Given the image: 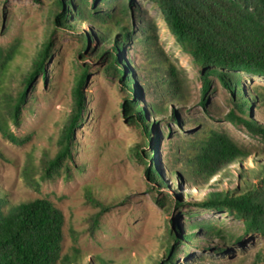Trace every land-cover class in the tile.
Returning a JSON list of instances; mask_svg holds the SVG:
<instances>
[{
    "label": "rangeland",
    "instance_id": "1",
    "mask_svg": "<svg viewBox=\"0 0 264 264\" xmlns=\"http://www.w3.org/2000/svg\"><path fill=\"white\" fill-rule=\"evenodd\" d=\"M59 1L0 0V48L18 46L21 52L14 59L18 70L10 81L12 92L23 88L32 63L49 47L44 73L28 89L20 125L10 124L24 143L13 144L0 134V192L14 205L36 198L52 202L64 217L61 254L77 253L78 264H98L95 259L106 264H162L170 260L169 251L176 253L173 264H264L263 236L246 234L243 220L229 211L197 206L210 192L242 187L241 174L257 168L254 160L264 161V141L225 121L233 107L229 91L212 78L203 105L201 68L177 43L155 2L72 0L83 17L69 11L65 28L57 25L65 14ZM113 20L132 34L119 57L133 72L138 95L126 90V75L109 67L107 52L114 35L104 41L97 36L100 26H112ZM156 58H165L182 79L180 102L170 101L167 90L158 86L162 81L156 70L162 67L156 68L161 66ZM84 71V118L75 132L73 157L64 166L71 180H65L62 171L53 181H40L36 168L44 151L52 158L58 149ZM242 82L246 89L264 93L263 77L242 75ZM127 99L138 100L146 110L155 149L154 142L148 147L144 128L126 120ZM151 104H163L165 111L149 114ZM249 115L264 125V102L252 105ZM210 130L226 134L246 157L207 180L174 177L172 172L183 173V160L194 153L186 150L188 142L204 138ZM137 150L155 152L166 186L150 182L147 162ZM29 164L38 186L25 181L23 171ZM246 178L256 182L251 173ZM86 188L111 206L99 218L100 209L89 203ZM192 234V240L176 239Z\"/></svg>",
    "mask_w": 264,
    "mask_h": 264
},
{
    "label": "trees",
    "instance_id": "2",
    "mask_svg": "<svg viewBox=\"0 0 264 264\" xmlns=\"http://www.w3.org/2000/svg\"><path fill=\"white\" fill-rule=\"evenodd\" d=\"M155 2L164 21L182 50L190 55L201 68V82L206 105L211 79H217L231 94L232 109L225 115V121L234 126H243L252 134L264 141V125L250 118L252 105L264 102V93L248 90L242 82V75L264 78V0H151ZM64 15L57 18L59 27L68 26L69 11L81 18L82 12L76 8L72 0L58 2ZM70 26V24H69ZM114 35L113 48L107 52L109 67L126 75V90L139 94L133 72L127 62L119 55L124 46L132 39L127 27L113 20L112 26H100L97 33L100 41ZM91 41L96 37H91ZM49 47L34 61L31 72L24 79L21 90L12 92L10 81L18 67L14 59L21 55L18 46L7 49L0 48V134L9 142L22 145L24 141L16 137L10 130V124L20 125L21 111L28 98V89L36 77L44 73ZM162 68L156 70L158 86L170 95V101L180 102L182 99V79L177 75L174 66L165 58H156ZM164 65V66H163ZM84 71L75 89V108L61 131L54 156L49 157L47 151L42 153L39 167L40 181H53L64 172V179L71 180L64 166L74 153L75 132L84 118L85 101L83 87L87 79ZM163 104H151L149 114H160L165 111ZM126 120L130 124L141 125L149 138V146L154 142L152 124L146 117V110L140 107L138 100L127 99L123 104ZM186 150L194 151L193 155L183 160L185 169L172 172L174 177H198L207 180L220 174L229 165L239 164L246 157V152L233 142L226 134L210 130L204 138L196 142H188ZM136 151L142 162H147L148 178L156 186H166L155 163V152ZM153 163V165H152ZM257 168L244 174L243 186L235 190L210 192L206 198L197 203L204 209L229 211L244 222L246 234H259L264 237V161L254 160ZM35 173V170H34ZM251 173L255 183L247 180ZM25 181L38 186L33 178V165L24 168ZM89 203L99 207L96 218L109 211L111 206L96 199L90 188H86ZM97 220H95V224ZM64 217L62 212L49 200L36 198L17 205L10 204L0 192V264H78L79 256H62ZM196 227V226H190ZM194 235H184L179 241L192 240ZM170 260L162 264H173L176 253L169 251ZM264 261V256H263ZM98 264H106L103 259H95Z\"/></svg>",
    "mask_w": 264,
    "mask_h": 264
}]
</instances>
